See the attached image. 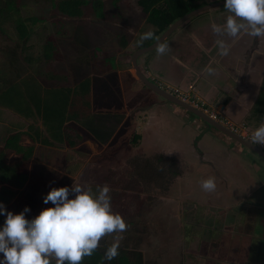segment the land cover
Instances as JSON below:
<instances>
[{"label":"rangeland","instance_id":"rangeland-1","mask_svg":"<svg viewBox=\"0 0 264 264\" xmlns=\"http://www.w3.org/2000/svg\"><path fill=\"white\" fill-rule=\"evenodd\" d=\"M195 5L194 3L190 5L194 7L192 10L202 7L195 8ZM111 12L113 14V10ZM111 12L110 18L96 22L86 18L65 20L58 15L50 17L48 29L42 34L39 31L34 42L40 44L42 37L46 38V33L51 32L58 40L63 57L55 63L40 61L32 65L25 64L21 59L22 43L14 35L13 29L8 27V34L0 32V91L13 82L31 80L41 85L43 88L41 93H44L47 89L64 87L72 89L79 82L88 79L91 104L89 113L102 116L106 124L108 121L113 127L114 133L106 144L99 145L80 124L70 122L66 125L76 128L83 134V139L74 147L68 144L76 139L75 134L71 133L64 135V142L55 145H44L26 138L23 142L24 147L33 148V155L28 163L31 174L28 172L24 185L19 189L8 184L13 189H18L16 196L11 199L8 211L19 214L25 207H29L31 211L26 213V218L31 220L39 215L47 206L44 197L54 187L51 182L56 183V188H59L71 187L75 181L90 185L94 192L98 186L106 184L111 189L109 195L113 212L119 213L128 225L131 224L126 232H129V229L136 232L132 237H128L130 242L128 247L135 246L142 250L145 262L264 264V170H261L260 175V172L256 171L258 163L255 164L256 160L264 166V160L252 152L248 157L234 155L227 163L226 174L237 181L233 184L237 187L235 191H239L246 182L249 183L248 190L255 189L253 198L257 203L251 204L247 197L237 198L238 196L234 197L236 200L233 202L229 201L227 198H232V193L226 190V187H222L221 190L217 186L215 192L208 193L210 196H204L207 192L200 187L202 181L216 175L208 171V168L194 170L195 167L188 161L191 144L186 145L184 149L178 148L179 153L174 148L175 144H171L172 139L175 142L192 140L197 134L201 137L200 133L203 132L190 123L192 127L184 129L182 119L176 114H169L167 120L168 107L163 105V98L156 96L141 83L130 68L134 48H140L143 44L152 45L163 34L160 36L154 34L152 39L145 40L139 45L141 35L152 30L151 27L144 26L145 17L142 12L137 11L136 16L133 15V10L125 12L124 20L130 25L127 28L124 26L127 24L124 23L119 26ZM27 16H31V12H28ZM131 18L133 21H130ZM191 20L192 23L195 22L194 18ZM183 26H186V23ZM180 31L181 29L165 41L170 48L166 55L158 57L157 51L153 50L138 58L140 64L143 59V66H146L147 71H152L149 70L146 58H156L173 74H176L178 68L176 59L190 64L189 59L195 54L194 41L191 40L189 32L185 34L183 31V34H180ZM184 37H186L184 42H193V45L186 43L181 49L178 44ZM175 39L177 43L174 42ZM126 43L128 45L125 47ZM35 51L33 50L34 56L40 55ZM108 57L113 58L112 65L106 61ZM211 68L215 72H220L217 66ZM144 75L147 77L145 69ZM164 75L162 74V77ZM50 76L55 78L50 79ZM175 77L178 79V76ZM166 83L162 85L166 87ZM168 83L172 86L173 82ZM194 85L192 78L187 91L190 95L194 94ZM195 99L200 102L198 98ZM213 110L218 119L241 129L246 128L244 124H237L228 116ZM114 114L123 116L120 122L115 121L112 116ZM194 117L195 115H192L191 118ZM31 125L32 121L29 118L0 107V147L4 145L9 133L27 132ZM132 128L134 133L141 136L138 146L133 148L132 145L127 147L131 140L130 134L133 133ZM172 131H177L178 135ZM208 135L215 136L213 133ZM247 136L250 138L251 133L248 132ZM198 137L195 139L198 140ZM159 157L162 160L157 163ZM16 158L15 154L10 155L7 163H16ZM146 163L151 167L154 165V171L158 170L159 166L167 170L173 164L179 174L172 178L169 172L165 171L163 177L155 175L154 180L142 184V187L136 188L137 190L124 187L128 182L137 184V178L131 174L137 175L138 170H135L137 165ZM32 164L35 167L32 168ZM36 165L43 167L39 170ZM249 165L256 172H249ZM35 169L36 172L40 171V175L37 177L35 174V177H31ZM50 170L58 180H51ZM138 177L143 181L140 175ZM256 177L261 180V184H255ZM252 184L254 186H251ZM69 198L74 196L70 195ZM116 235L125 238L124 232L106 236L102 240L112 244ZM137 236H141V240L135 243ZM0 259H3V255Z\"/></svg>","mask_w":264,"mask_h":264},{"label":"crops","instance_id":"crops-1","mask_svg":"<svg viewBox=\"0 0 264 264\" xmlns=\"http://www.w3.org/2000/svg\"><path fill=\"white\" fill-rule=\"evenodd\" d=\"M139 1L140 0H103V19H98L95 17L93 4L92 2H90L89 6L84 8L83 17L64 19L83 20L86 18L95 22L105 21V19L111 17L110 12L111 10H113V14L111 12V15L117 19L116 22L118 23V25L120 24L119 26H122V24L124 23L127 24L124 25L127 28L130 25L125 22L124 14L125 12H131L132 10L133 15L135 16L137 14V11H139L140 13L141 8L139 7ZM166 1L167 0H160L159 2H156V6H159L162 9L172 10L171 6L174 5V9H181L182 6L186 3L185 1L183 4L178 2L171 5V3H167ZM220 1L222 0H193V3L196 4L195 8L202 6L204 9L192 17L195 19V24H191L192 29H188L191 25H189V22H187L186 26L181 25L175 32L171 34L174 35L179 29H181L180 34H183V31H185V34H188L189 32L191 40L194 41L195 51V54L192 55L189 60L191 62L190 64L187 61L183 62L176 59L175 63L178 67L177 71L174 70L176 74L171 73L170 69L166 68L164 63L160 62V60L156 58L149 59L145 57L147 59L149 70L152 69V71H147L146 66H143V59H141V64L140 61H138L137 64L138 66L141 65L143 67V70L141 66L139 67L140 71H142L143 74L145 69L149 80L154 79L153 81H157L159 83L160 81L162 83L167 82V87L172 88V90L178 91L182 95H189L192 97L195 96V98H198L200 103L204 107L211 110L215 109V111L222 115L224 114L225 116H228L230 120H233V122L237 124H244L246 127L245 130L247 129V131L252 134V132L256 128H258L261 123H264V38H256L246 34L241 35L239 38L217 36V34L212 30V24H224L226 22L227 16L230 15V13L224 8V5H219L212 8H208L206 6ZM1 3H3L2 6ZM0 6L7 7L8 9L9 7H12L14 8V10H21L23 16H25V14L27 16V13L31 12V17H36V19L38 20L37 24L39 26L47 25L49 18L54 17L55 15L60 16V18L62 17L58 13L59 9L57 6V1L54 0H0ZM192 9H194V7H192L191 10ZM37 13L38 15L36 16L35 14ZM5 19H7V17L3 18V20ZM131 20L132 18L130 19V21ZM197 23L199 24L197 25ZM143 24L144 26L151 27V31L156 34L155 31L157 29L153 25L146 24L145 20L143 21ZM6 25L8 26L9 24ZM218 39H224L230 45V51L227 56H222L220 54V49L216 43ZM184 41H186V37H184L179 42V48L183 49L184 44L186 43L188 45H193V42L190 43ZM174 42L177 43V39H175ZM127 45L128 43H126V45L124 46L126 47ZM141 48L144 47L134 48V51ZM154 50H156V48ZM215 66L218 67L220 72L214 71L213 74H209L205 71L207 67ZM162 74L165 75L162 77ZM175 76H178V79ZM149 77H153V79ZM192 78L195 82V89H193L194 94L191 93L190 95V92L187 91L189 90L188 86ZM168 82H173L172 86H170ZM155 95L158 96V94L156 93ZM162 103L163 105L165 104L168 107V113L166 112L167 120L169 114H176V116H179L182 119V123H188L186 125V129H190V127H192L191 125H189V123L193 124L191 123L193 120H191L190 116L189 118L187 116H184V110H182V108H179L175 105L173 106L165 98H163ZM164 115L165 114H163V117ZM40 123L42 125V121ZM172 133L176 135L177 131H172ZM201 134V137H198L197 134L195 135V137H192V140H190V142H193V139L198 137V140L196 139V147L193 146L194 143L192 146H189L187 140L175 142L174 139H172L171 144H175L174 148L177 153H179V149H184L185 146L188 145L190 149L188 153L191 152L192 155L188 156V161L191 162L193 167H195L194 170H199L202 169L201 167H203V169L208 168V171L210 172L214 170L220 172L221 176L226 181V184L229 185V188L235 191L237 187H235V185L233 184H235L237 181L231 179L229 175L226 174V172H228L227 163L234 156V152L232 151L234 148L233 141H221L220 137L214 135L209 136V133L206 134L205 132L200 133V135ZM89 136L91 135L89 134ZM207 163H209L213 167H209ZM36 167L40 170V167L42 168L43 166L39 167L36 165ZM248 170L249 172H254V168L250 165L248 167ZM38 172L40 175V171ZM50 172H52V170H50ZM64 178L65 177H63V179ZM51 180H58L56 176H54V172H52ZM255 181V184L262 183H260L261 180L259 178H256ZM51 183L56 188V183ZM248 184L249 183L247 182L246 185L239 184L242 185L239 192L240 194H248V196L254 197L253 191L255 189L248 190ZM251 186H254V184H252ZM234 191H232V193ZM235 196L236 194L233 193V195H231L232 198L227 199L233 202V200H236L234 199ZM48 207H53L51 202L49 203V206L47 204L45 208ZM52 264H55V261H53Z\"/></svg>","mask_w":264,"mask_h":264},{"label":"trees","instance_id":"trees-1","mask_svg":"<svg viewBox=\"0 0 264 264\" xmlns=\"http://www.w3.org/2000/svg\"><path fill=\"white\" fill-rule=\"evenodd\" d=\"M57 1L58 13L65 19L81 18L83 17L84 8L89 6L90 2L93 4L94 15L98 19L104 18L103 12V0H54ZM160 0H140L139 7L145 17V23L153 25L157 30L156 36H160L166 32L177 20L187 15L192 7L190 5L193 0H167V3H185L181 9L172 10L162 9L156 6V2ZM3 3H1L2 6ZM0 6V7H1ZM168 9V8H167ZM3 20V18H6ZM11 21V22H10ZM38 20L35 16H23L21 10L9 9L7 7H1L0 10V32L2 34H8V27H11L14 31V35L22 43L21 59L27 65L36 64L40 61L55 63L62 57L60 45L58 40L53 37L51 32L46 33V38L43 36L40 44L34 42V39L38 32L42 34L43 31L48 29V25L40 26L37 24ZM6 24H9L8 26ZM126 45V44H124ZM149 44H143L142 47H146ZM33 50L40 54L34 56ZM102 52V50H98ZM104 53H101L103 55ZM113 58L108 57L106 59L112 65ZM190 60V59H189ZM105 61V63H106ZM113 67V66H112ZM111 67V68H112ZM100 68V67H99ZM104 71V68H102ZM114 69V68H113ZM116 69V66H115ZM55 77L50 76V79ZM27 81H30L27 83ZM43 88L41 85L31 80H25L22 82H13L10 86H7L4 90L0 91V107L8 108L16 113L22 114L24 117L29 118L32 121V125L29 126L27 132L15 131L9 133L5 138L4 145L0 147V204L8 211L10 208L11 199L16 196L17 190L24 185L25 180L28 177V172L31 174V168L29 166V160L33 155V148L27 149L24 147L23 142L25 139H31L32 142H41L44 145H55L57 143L64 142V135L68 133L75 134L76 139L72 140V143L68 144L74 147L77 142L83 139L81 134L76 128L67 126L66 123L76 122L80 124L93 138L96 143H107L113 133V127L105 122L102 116L89 113L90 112V81L85 79L79 82L72 89L71 87L47 89L44 93H41ZM77 100V103H76ZM116 122H120L122 115H112ZM105 117V116H104ZM42 125L40 128V122ZM42 129V130H41ZM133 131V128H132ZM131 140L128 142L127 147L132 145L138 146L141 136L133 133ZM131 143V144H130ZM15 154L17 156L16 163H7V159L10 155ZM161 158L157 159V163L161 162ZM35 165L32 164V168ZM154 171V165L142 164L137 165L138 174H131L137 178V184L128 182L124 187L139 189L142 184L147 183L155 179V175L163 177L165 171L169 172L170 176L174 178L179 174L175 170V166L171 164L166 169L163 166ZM30 169V170H29ZM135 172V171H134ZM39 175V172L32 174L35 177ZM138 175L143 178V181L139 180ZM155 182V181H154ZM172 183V182H171ZM16 186L18 189H13L9 185ZM137 185V187H136ZM137 188V189H136ZM6 219V215L0 214V227L3 226ZM131 227V224H129ZM136 232H125V238L120 244L119 256L112 261H106L103 259L104 252L111 245L104 240L100 242V248L90 257H85L82 264H151L145 262L143 252L137 250V247H128V237ZM138 243L141 240V236L135 237ZM134 238V239H135ZM132 241V240H131ZM3 254H0V257Z\"/></svg>","mask_w":264,"mask_h":264},{"label":"clouds","instance_id":"clouds-1","mask_svg":"<svg viewBox=\"0 0 264 264\" xmlns=\"http://www.w3.org/2000/svg\"><path fill=\"white\" fill-rule=\"evenodd\" d=\"M224 8L230 13L226 22L222 25L212 24L217 36L239 38L246 34L264 38V0H225ZM153 37L154 32L150 30L141 35L138 44L142 45ZM216 43L220 54L227 56L230 45L224 39H218ZM156 51L159 57L166 55L170 48L166 42H161ZM205 71L213 74L215 70L207 67ZM154 82L176 96L172 88L163 86L161 81ZM192 107L216 122L208 114ZM216 123L250 145L257 148V145L264 146V123L252 132L251 142L221 123ZM201 188L207 193L215 192L216 178L203 180ZM110 191L106 184L98 186L94 192L90 185L75 181L71 187L52 188L44 197V203L51 202L53 207L43 209L31 220L26 218V213L31 211L29 207L14 214L0 204V214L6 215L0 227V254H3L0 264H52L53 261L55 264H82L85 257L92 256L100 248L104 237L124 233L130 227L122 215L113 212ZM70 195L74 198L70 199ZM122 239V235L115 236L114 242L104 252V260L112 261L119 256Z\"/></svg>","mask_w":264,"mask_h":264},{"label":"water","instance_id":"water-1","mask_svg":"<svg viewBox=\"0 0 264 264\" xmlns=\"http://www.w3.org/2000/svg\"><path fill=\"white\" fill-rule=\"evenodd\" d=\"M225 0L220 1V2H216L213 4H210L206 7L208 8H212V7H216L219 5H224ZM205 7V8H206ZM204 8H198L196 10H192L189 11V13L185 16H183L182 18H180L179 20H177L166 32H164V34L155 42L153 43L151 46L148 47H144L141 49H138L137 51H135L131 58H130V65H131V69L134 72L135 77L141 82L143 83L147 88H149L150 90H153L156 94H158V96H160L161 98H165L167 101H169L173 106H178L181 107L183 109H185L188 112L194 113L195 116H197L198 118L200 117L201 120L206 121L208 123L209 126H213L215 127L219 132L224 133L225 135H227L228 137L241 142L244 144V146L248 147V150H250L251 152H253L254 154L258 155L259 157L264 159V151L261 150L260 148H257L256 146L250 145L247 142H244L243 140H241L239 137H237L234 134H231L230 132H228V130L222 126H220L219 124H217L216 122L210 120L209 118L205 117L201 112L195 110L192 106H190L188 103L183 102L181 99L177 98L176 96L170 94L169 92L163 90L159 85H157L154 81L149 80L143 73L142 71H140V68L137 64L138 62V58L144 54H146L147 52H151L152 50H154L155 48H157L158 44L161 42H164L165 40L168 39V37L175 32L181 25H183L184 23H186L187 21H189L195 14H197L198 12L202 11Z\"/></svg>","mask_w":264,"mask_h":264},{"label":"flooded vegetation","instance_id":"flooded-vegetation-1","mask_svg":"<svg viewBox=\"0 0 264 264\" xmlns=\"http://www.w3.org/2000/svg\"><path fill=\"white\" fill-rule=\"evenodd\" d=\"M191 24H193L192 23V20H189V25H191ZM190 29H192V25L190 26V28H189V30ZM184 115H186V114H188V115H186L188 118H189V116L190 117H192V115H195L194 113H191V112H186L185 110H184V113H183ZM191 120H193L191 123H193L194 125H196V128L198 129V130H201L202 132H205L206 134H208V133H213V134H215V136H218V137H220V140L221 141H229V142H231V141H233V143H234V145H233V152H234V155H236V156H238L239 157V155L240 156H246V157H248V155L249 154H251L252 152L250 151V150H248V147H246V146H244V144L243 143H241V142H238V141H236V140H234V139H232V138H230V137H228L227 135H225V134H223V133H221V132H219L215 127H213V126H209L208 125V123L206 122V121H203V120H201V119H198V117L197 116H195L194 117V119L193 118H191ZM188 123H183V128L184 129H186L187 128V125ZM188 141V143L189 144H191V145H193V143H194V147H196V143H197V141H196V139L194 140L193 139V142L191 141L190 142V140H187ZM248 152H249V154H248ZM258 156V155H257ZM259 157V156H258ZM261 158V157H260ZM261 159H263V158H261ZM264 160V159H263ZM256 162L258 163V165L256 166V171H259L260 172V175H262V172H261V170H264L262 167H264L263 166V163H261V162H258V161H256L255 160V164H256ZM260 163V164H259ZM207 165L209 166V167H213L212 165H210L209 163H207ZM258 166H260V167H258ZM260 168V169H259ZM214 170V169H213ZM256 171H254V172H256ZM211 172H213L215 175H216V182H217V186L218 187H220L221 188V190H222V187H226V190H229V192H231L232 193V191H234V190H231L230 188H229V185L228 184H226V181L224 180V178L221 176V173L220 172H217L216 170H214V171H211ZM258 177V176H257ZM256 177V178H257ZM228 185V186H227ZM201 187V186H200ZM199 187V188H200ZM241 189H239V191H240ZM239 191H234L233 193H235L236 194V196H238L237 198H242V197H247V199H248V202L249 203H257L254 199L255 198H253V197H251V196H248V194H240V192ZM202 193H203V191H202ZM233 193H232V195H233ZM210 196L208 193H204V196ZM207 201H210V200H208L207 199ZM258 201V200H257ZM259 202V201H258ZM263 257H264V255H263Z\"/></svg>","mask_w":264,"mask_h":264},{"label":"built area","instance_id":"built-area-1","mask_svg":"<svg viewBox=\"0 0 264 264\" xmlns=\"http://www.w3.org/2000/svg\"><path fill=\"white\" fill-rule=\"evenodd\" d=\"M172 92L178 97L180 98L182 101L184 102H188L191 103L192 106H194L196 109L204 112L205 114H208L213 120H215L218 123H221L222 125L226 126L227 128H229L231 131L236 132L238 135L242 136L243 138H245L246 140L251 142V139L249 138V136H247V131L245 129H241L240 127H237L231 123H226V121L218 119L216 117L215 114H213V111L211 109H208L206 107H204L200 102L196 101L195 98H192L189 95H182L180 92L172 90ZM218 116V114H217ZM260 149L264 150V146H260L257 145Z\"/></svg>","mask_w":264,"mask_h":264}]
</instances>
